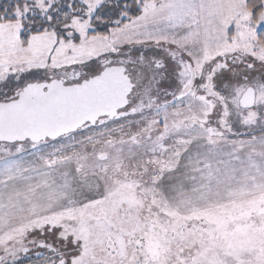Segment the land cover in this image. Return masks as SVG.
<instances>
[{
	"label": "snow or ice",
	"instance_id": "snow-or-ice-1",
	"mask_svg": "<svg viewBox=\"0 0 264 264\" xmlns=\"http://www.w3.org/2000/svg\"><path fill=\"white\" fill-rule=\"evenodd\" d=\"M0 264H264V0H0Z\"/></svg>",
	"mask_w": 264,
	"mask_h": 264
}]
</instances>
